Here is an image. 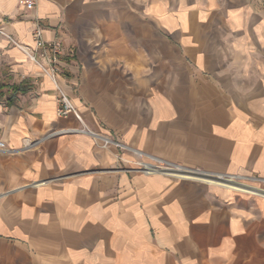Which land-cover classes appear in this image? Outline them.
I'll list each match as a JSON object with an SVG mask.
<instances>
[{
  "label": "crops",
  "instance_id": "0c3cea01",
  "mask_svg": "<svg viewBox=\"0 0 264 264\" xmlns=\"http://www.w3.org/2000/svg\"><path fill=\"white\" fill-rule=\"evenodd\" d=\"M36 23L92 128L184 169L72 130L1 32ZM1 140L0 264H264V0H0Z\"/></svg>",
  "mask_w": 264,
  "mask_h": 264
},
{
  "label": "built area",
  "instance_id": "2783aa9c",
  "mask_svg": "<svg viewBox=\"0 0 264 264\" xmlns=\"http://www.w3.org/2000/svg\"><path fill=\"white\" fill-rule=\"evenodd\" d=\"M36 4V0H25L26 8H33ZM42 25L36 23L33 29V37L35 44H27L18 40L12 33L1 29L9 40L20 46L26 56L34 61L38 67L39 72L48 76L56 85L58 91V113L60 115H67L74 113L80 120V126L73 128L74 131H82L89 133L95 139L96 144L101 147L114 146L119 148L118 158L121 161H125L123 152L125 150H132L138 156L136 160L135 170H141L144 172H153L157 170L172 171L176 169H182V167L174 164L170 161L162 160L161 158H154L153 160H147L144 158L145 153L141 150L131 147L118 137L104 132L99 129L92 128L83 118L81 111L73 103L68 92L65 91L62 82L66 75V64L70 58H73L75 49L74 47L65 46L60 39L46 40L42 35ZM6 147V142L0 141V148ZM258 184L242 183L244 188L260 193L264 195V177H259Z\"/></svg>",
  "mask_w": 264,
  "mask_h": 264
},
{
  "label": "rangeland",
  "instance_id": "374dc122",
  "mask_svg": "<svg viewBox=\"0 0 264 264\" xmlns=\"http://www.w3.org/2000/svg\"><path fill=\"white\" fill-rule=\"evenodd\" d=\"M125 162H126V161H122L123 164L118 166L119 169H124V170H128V171H129V170H132V168H134L135 165H136V164H135V165H131V164H129V163L126 164ZM182 169H184V168H182ZM133 170H135V169H133Z\"/></svg>",
  "mask_w": 264,
  "mask_h": 264
},
{
  "label": "trees",
  "instance_id": "16d2710c",
  "mask_svg": "<svg viewBox=\"0 0 264 264\" xmlns=\"http://www.w3.org/2000/svg\"><path fill=\"white\" fill-rule=\"evenodd\" d=\"M17 89H20V90H24V89H26V86H20L19 88H17Z\"/></svg>",
  "mask_w": 264,
  "mask_h": 264
},
{
  "label": "bare ground",
  "instance_id": "6f19581e",
  "mask_svg": "<svg viewBox=\"0 0 264 264\" xmlns=\"http://www.w3.org/2000/svg\"><path fill=\"white\" fill-rule=\"evenodd\" d=\"M210 178V177H209ZM223 178V177H222ZM219 180V179H218ZM234 181V180H233ZM215 182H217V181H215ZM221 182V181H220ZM220 182H219V184H220ZM231 184V183H230ZM225 185V184H224ZM233 186V185H232ZM236 186H237V183H236ZM235 187V186H234ZM243 189H246V188H243Z\"/></svg>",
  "mask_w": 264,
  "mask_h": 264
}]
</instances>
